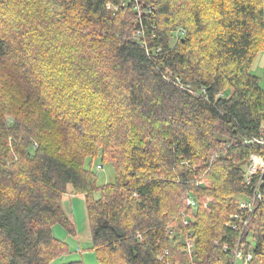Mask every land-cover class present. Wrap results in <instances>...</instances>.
Listing matches in <instances>:
<instances>
[{
    "label": "trees",
    "instance_id": "obj_1",
    "mask_svg": "<svg viewBox=\"0 0 264 264\" xmlns=\"http://www.w3.org/2000/svg\"><path fill=\"white\" fill-rule=\"evenodd\" d=\"M263 50V0H0V264H83L55 262L53 226L76 236L66 194L98 264H233ZM247 229L264 264V199Z\"/></svg>",
    "mask_w": 264,
    "mask_h": 264
},
{
    "label": "rangeland",
    "instance_id": "obj_2",
    "mask_svg": "<svg viewBox=\"0 0 264 264\" xmlns=\"http://www.w3.org/2000/svg\"><path fill=\"white\" fill-rule=\"evenodd\" d=\"M264 7V0H263ZM174 38V36H173ZM250 71L256 74L260 79L259 84L264 86V50L260 51L254 58ZM264 138V137H263ZM252 154V153H251ZM260 156L263 154L255 153ZM86 166H90L97 175L96 185L100 186L106 182L114 180V170L108 163H101L99 157L87 159ZM96 164H102L101 169L96 168ZM249 164V156L246 162L242 165L243 171L246 170ZM244 182V179H243ZM95 197L99 196V192L94 193ZM197 201V200H196ZM84 198L75 194H66L61 200V205L70 220L75 224L76 236L69 233L61 225L53 226V235L56 238L66 242L69 246L68 252H65L55 259L57 263H64L73 260H80L83 264H98V259L94 250L91 247L90 226L87 216V211L84 204ZM230 215V214H229Z\"/></svg>",
    "mask_w": 264,
    "mask_h": 264
},
{
    "label": "built area",
    "instance_id": "obj_3",
    "mask_svg": "<svg viewBox=\"0 0 264 264\" xmlns=\"http://www.w3.org/2000/svg\"><path fill=\"white\" fill-rule=\"evenodd\" d=\"M245 141L247 142V140ZM251 141L264 144L263 137H255L252 138ZM243 179L245 184L251 186V194L248 197L240 199L237 211L231 213L228 216L229 219L224 223V225L230 227V229L239 231L238 241L234 248L233 264H248L253 257L252 252L248 249V246L243 242L242 238L244 234H248L247 225L251 213L254 210L255 203L264 199V190H262L264 182V156L255 153L249 155V164L246 170H244ZM187 205L195 209L197 207L196 199L188 195ZM183 223L186 224L187 221L184 220ZM249 237L250 235H247L246 239L248 240ZM185 242L187 250L191 251L193 242L187 237H185ZM224 249H226V246Z\"/></svg>",
    "mask_w": 264,
    "mask_h": 264
}]
</instances>
